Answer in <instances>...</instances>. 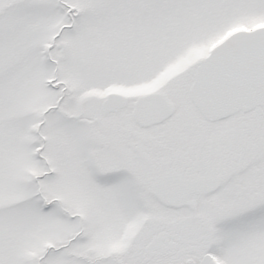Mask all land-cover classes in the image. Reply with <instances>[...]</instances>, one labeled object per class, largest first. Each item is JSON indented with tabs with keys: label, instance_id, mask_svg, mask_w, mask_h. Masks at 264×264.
<instances>
[{
	"label": "snow or ice",
	"instance_id": "1",
	"mask_svg": "<svg viewBox=\"0 0 264 264\" xmlns=\"http://www.w3.org/2000/svg\"><path fill=\"white\" fill-rule=\"evenodd\" d=\"M0 264H264V0H0Z\"/></svg>",
	"mask_w": 264,
	"mask_h": 264
}]
</instances>
